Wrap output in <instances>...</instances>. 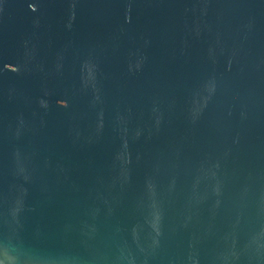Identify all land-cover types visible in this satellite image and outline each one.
I'll return each instance as SVG.
<instances>
[{
  "label": "water",
  "instance_id": "95a60500",
  "mask_svg": "<svg viewBox=\"0 0 264 264\" xmlns=\"http://www.w3.org/2000/svg\"><path fill=\"white\" fill-rule=\"evenodd\" d=\"M3 264H264V0H0Z\"/></svg>",
  "mask_w": 264,
  "mask_h": 264
},
{
  "label": "snow or ice",
  "instance_id": "6c2138e0",
  "mask_svg": "<svg viewBox=\"0 0 264 264\" xmlns=\"http://www.w3.org/2000/svg\"><path fill=\"white\" fill-rule=\"evenodd\" d=\"M0 264H3V261H0Z\"/></svg>",
  "mask_w": 264,
  "mask_h": 264
}]
</instances>
